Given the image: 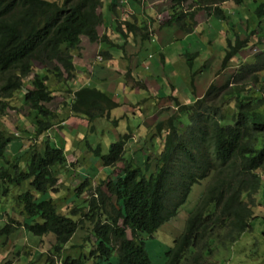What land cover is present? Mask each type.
I'll list each match as a JSON object with an SVG mask.
<instances>
[{
    "label": "trees",
    "instance_id": "1",
    "mask_svg": "<svg viewBox=\"0 0 264 264\" xmlns=\"http://www.w3.org/2000/svg\"><path fill=\"white\" fill-rule=\"evenodd\" d=\"M172 1V8L183 4L189 8L194 0ZM97 4L98 0H64L63 5L49 0H0V99L8 100L19 92L34 141L25 146L16 138L29 133L18 129L15 136L5 128L0 130V200H14L16 207L9 210L17 212L21 221L12 217L10 221L21 225L27 236L40 239L52 235V250L57 254L72 238L95 246L87 254L66 258V264L107 261L114 244L116 264H151L145 239L177 216L193 186L207 181L188 211L180 235L165 252L164 264H216L217 251L252 232V222L257 219L253 207L262 184L258 171L264 169V100L261 96L242 95L240 85L258 81L257 72L264 69V59L251 63V69V65L244 67L229 85H210L202 98L179 105L173 116L157 125L163 142L154 164L145 162L140 167L125 161L122 173L105 184L106 190L98 186L84 209L75 207L65 215L62 210L66 197L58 206L49 196L50 191L57 192L62 171L69 176L72 172L66 170L70 163L62 140H54L49 133L57 113L50 107L55 97L46 83L48 76L57 82L73 78L72 54L78 50L81 36L91 42L98 38L96 28L102 20L94 13ZM165 7L162 3L159 11ZM255 14L258 18L264 15V4ZM175 18L173 21L180 23L183 16ZM126 26L133 32L137 29L129 23ZM182 30L188 31L185 27ZM263 42L255 46L264 47ZM246 44L248 41L239 39L234 45L227 43L221 68ZM34 63H42L44 71H35ZM73 96L70 112L86 119L89 125L109 119L118 108L109 93L93 87L83 86ZM0 109L7 111V103H2ZM127 139L128 135H121L105 155L99 147L94 152L104 166L113 167L124 161ZM23 148L27 151L20 156ZM87 185L84 181L82 187ZM4 213L7 215L8 209L1 206L0 222ZM14 227L4 224L0 237L5 239ZM8 258L5 264L17 260L18 254Z\"/></svg>",
    "mask_w": 264,
    "mask_h": 264
},
{
    "label": "rangeland",
    "instance_id": "2",
    "mask_svg": "<svg viewBox=\"0 0 264 264\" xmlns=\"http://www.w3.org/2000/svg\"><path fill=\"white\" fill-rule=\"evenodd\" d=\"M49 1H57L58 5H63L64 3V0ZM98 1L102 4L105 3V0ZM243 1L244 4L241 7L237 6L234 2L228 1V9L226 8L225 10L227 12V20L220 21L212 18L210 25L207 19L205 20L207 11L202 7L198 8L196 5L197 21L200 28L197 30V38H194V36L188 38L184 33L176 35L175 32H171L169 36L161 35L158 26L160 20L157 18L158 12L155 8V5H159V1L144 0V12L147 16L154 18L155 21L157 20L158 25L157 23L155 25L151 23L148 27L146 24L132 21L131 23H135L137 26L139 24V32L141 31L146 34L145 41L139 36L129 35L130 33L127 28H125V32H122L124 30L122 28L121 32L126 35L125 42L128 45L125 48V53L122 48H118L114 55L115 57H121L124 54L130 60L129 77H125L126 69H123L116 75V68H121L120 65H117V62H113L115 60L105 61L100 52L106 44L105 41H102L106 26L108 28L110 22L115 17H109L106 20L103 17L101 18L106 26L104 22L98 25L96 28L98 38L94 42H91L86 36H81L80 47L73 52V59L77 67L85 68V73L76 71L72 81L64 80L62 82H57L55 78L48 76V82L46 83L49 92H52L55 96L54 102L50 107L57 113V118L54 120L55 126L49 133L53 134L54 140L57 138L62 140L64 154L68 163H70V170L75 175L69 176L62 171L58 176L59 186L57 196L60 199L59 203L63 197L69 198L72 190L79 186L82 179L77 175L80 171L84 174H86L87 170L95 173L89 174L94 179L91 181L90 186L78 192L79 198H74L76 194L74 191L69 200L75 204H80L84 199L90 197L98 186L106 190L101 182L105 178L100 171L101 160L96 159L95 155H93L94 158H89V155L97 151V147H99L102 155H105L108 152L109 146L117 142L121 135H128L130 142L124 147L123 157L125 160L110 167L108 173L117 175L123 168L122 163H125L128 159H132L133 166L143 167L145 162L154 164L158 153L162 149V141L159 137L160 133L157 130L159 123L173 116L179 105H188L191 104L193 99L202 98L210 85L214 84L218 88L224 87L227 82L231 81L232 76L238 69H242L247 63H256L258 58L264 59V56H261L264 55V47H261V50L259 46H255L259 41H264V35L258 34L261 31L255 25V20L258 21L255 10L260 6V3L256 2V0ZM180 7L184 8L185 12H188L185 5H180ZM229 11L231 15L228 14ZM167 17L168 14H162L160 19L162 22H165ZM124 19L125 17H122L121 21ZM116 20L120 21L119 16L116 17ZM203 23L208 24V28L210 29L203 25ZM172 24L177 25L175 22H172ZM215 25L217 29L214 27ZM202 28H207V30ZM236 37L237 39L239 37L240 40L255 38L256 42L253 44L248 43L229 62L228 67L222 69L223 49H227L228 41L233 44ZM174 38L179 39L174 40ZM113 39L118 42L122 41L119 35H114ZM163 41L165 44L161 43ZM220 44L222 48L219 47ZM162 51H164L163 54ZM191 53L195 54L196 58H190L188 55L185 56V54ZM214 53L215 57H218L217 59L213 56ZM157 57L163 62L165 61L163 63L164 70L172 69V72L168 70L164 73L163 71L164 77L169 76L166 82H162L163 77L161 75V80L158 78V75L161 73V67L156 70L149 67L150 72H147L146 68L139 67L144 58L149 60L146 63V66H149ZM134 58L136 64L131 67ZM189 63L192 64L191 67H189ZM155 65L157 66V64ZM199 67L202 69L196 74L197 77L195 78L193 73ZM252 67L251 65L249 68L251 69ZM33 69L35 71H44V65L42 63H34ZM104 71H107L109 74H105ZM99 74H102L101 77L104 80L117 82L115 89L113 90L114 87H111L109 93L113 92L111 96L118 104V108L110 113L109 119H99L84 128L88 123L87 120L72 114L68 107H63L64 102L70 100L77 89L87 86L89 78L98 77ZM257 75L259 77H261L260 75L264 76V69H262V72L258 71ZM134 76L137 82L133 78ZM250 86L253 87L252 81L250 83L246 81L240 85L243 95L254 93V90H251ZM137 87L144 89V91L138 90ZM257 93L264 100V85ZM20 96L19 92H16L8 100H0V108L1 103H7L9 108L5 112V115L0 116V123L8 132L15 136L20 131L26 133L32 131V125L25 117L26 110L22 108L21 100L23 98L21 97L20 99ZM141 99L147 100L139 103ZM151 100L154 101L149 103ZM262 108L264 109V105ZM229 109L232 111V108ZM177 116L184 117L183 115ZM20 136L22 135L20 134ZM22 142L27 146L34 144L31 134L25 136ZM25 151H27V148L18 154L21 156ZM150 171H152V168H150ZM258 174L261 177L262 184L254 198L253 213L258 218L252 222V232L243 234L236 244L224 249L220 248L215 256L216 264H264V169L259 170ZM107 180L105 179V182ZM206 183L207 181H203L193 186L191 194L186 204L180 209L176 221L161 227L154 238H147L145 247L151 264H164L166 262L165 251L172 245L173 240L180 235L184 219L190 208L196 204L197 198L203 193ZM55 196V193H51L52 198L56 199ZM1 206L8 209V214H3L6 216L2 218L0 227L6 223L14 224L15 227L9 236L5 238L6 240L0 237V264H5L7 257L10 258L11 255L16 254H18V258L11 264H60L59 258L52 254V246L54 244V237L52 235H45L40 239L27 236L21 225H16V222L10 221V217L16 221H21L17 212L9 210L16 207L14 200L12 198L7 200L1 199ZM73 208L67 204L64 205L63 214H68ZM81 232L86 234L84 229ZM89 247L90 244L87 240L81 242L77 238H72L65 247L63 256H77L78 252H81V250L84 252L83 249H89ZM101 264H116L115 256L113 255L109 262Z\"/></svg>",
    "mask_w": 264,
    "mask_h": 264
},
{
    "label": "clouds",
    "instance_id": "3",
    "mask_svg": "<svg viewBox=\"0 0 264 264\" xmlns=\"http://www.w3.org/2000/svg\"><path fill=\"white\" fill-rule=\"evenodd\" d=\"M126 1V0H125ZM227 0H221V1H219V3H221V2H226ZM228 1H231V2H234L237 6H239V7H241V5H243L244 4V1L242 2V3H237L235 0H228ZM263 1V2H262ZM191 2H192V0H191ZM256 2H259L260 3V5L261 4H264V0H256ZM162 3H166V7H165V10H163L162 12H159L158 13V15L157 16H159L158 18L160 19V16L162 15V14H168V17H167V19H166V21L165 22H169L170 24H172V22H175V21H173V19H174V16H176V18H175V20L177 19V18H180V17H182L183 16V18L181 19V22L179 23V22H175L176 24H178L179 23V25H182L183 24V22H185L186 24L185 25H182V26H179L180 27V33H184V34H186L187 36H188V38L189 37H191V36H194L195 37V34H196V32L194 33V29L196 28V26H197V30H198V28H200L199 27V22L196 20V16H197V7L198 8H200V7H202L203 9H205L206 11H207V15H206V18H205V20L207 19V16H209V15H215L216 17H218L219 19H220V21H225V18H224V12H223V10L221 9V11L222 12H220V13H218V12H216V10L217 9H220V5L221 4H219V3H205V2H203V1H201V3H199V1H198V3H197V0H194L192 3H191V7H189V8H186L187 9V11L188 12H185L184 11V8H181L180 6H176L175 8H172V5H173V1L172 0H160L159 1V6L162 4ZM216 4H218V5H216ZM184 5V4H183ZM196 5H197V7H196ZM101 7H102V3H99V4H97V6L95 7V9H94V13H95V16L96 17H98V18H102V13H101V11H100V9H101ZM211 8H213V9H211ZM222 13H223V15H222ZM226 19H227V17H226ZM211 20H212V18L210 19V20H207L208 21V24L210 25L211 24ZM256 21V24L255 25H257V27H258V29L261 31V32H258V34H262V33H264V15L261 17V18H258V21L257 20H255ZM101 22H104L103 20L101 21ZM118 23V26H119V32H120V35H124L125 37H126V35L125 34H123L122 32H121V30H122V24H120L119 22H117ZM126 23H129V24H131V25H134L137 29H136V31L135 32H133V31H131V30H129V28L126 26ZM104 24H105V22H104ZM125 25V28H127V30H128V32L130 33V34H136L137 32H139L138 31V27L136 26V24L135 23H130V22H125L124 23ZM208 24H205V23H203V25H205L207 28H208ZM105 26H106V24H105ZM177 26V25H176ZM182 27H185V29H188V31L186 32V31H184V30H182ZM212 27H213V25H212ZM252 27H253V25H252ZM106 28H107V26H106ZM124 28V29H125ZM207 28H202V29H204V30H207ZM208 29H210V28H208ZM141 32V31H140ZM189 33H194V34H189ZM213 34V33H212ZM106 35H107V33L105 34H103V36L104 37H106ZM142 35V36H141ZM141 35L139 36V37H141V39L142 40H144L145 41V39H146V34L145 33H143V32H141ZM127 38V37H126ZM177 39H179V38H177ZM238 39H239V37H238ZM237 39V37L234 39V41H233V44L229 41L228 43H231L232 45H234V43H235V40H238ZM240 40V39H239ZM102 41H105V43H109L110 44V50H107V49H105L104 48V46L102 47V49H101V51H102V56L104 57V60L105 61H108V60H115V61H113V62H117L118 61V59H117V57H115L114 55L116 54V51H117V49L118 48H122V50L124 51V53H125V47L128 45L125 41L123 42V44L122 45H119V44H116V40H114V44H112L111 42H112V40H110L109 38H104ZM241 42H243V41H248V43H251V39L249 38V39H247V40H243V39H241L240 40ZM252 44V43H251ZM248 44H246V46H247ZM79 47H80V45H79ZM245 48V47H244ZM243 48V49H244ZM79 49V48H78ZM100 51V52H101ZM103 51H106L107 53H104ZM225 52V49H223V53ZM184 53H186V52H184ZM240 53V52H239ZM238 53V54H239ZM237 54V55H238ZM73 55V54H72ZM189 56L190 58H196L195 57V54H185V56ZM164 56V55H163ZM224 56H225V53H224ZM224 56H223V58H224ZM127 58V57H126ZM165 58V57H164ZM128 59V58H127ZM232 59H234V58H232ZM231 59V60H232ZM155 61L154 62H151L150 63V65L149 66H146V63L147 62H149V60L147 59V58H144L143 59V62H142V64H140L139 65V67L140 68H146L148 71L147 72H150V68L149 67H151V69H153V70H156L158 67L155 65V64H159L160 65V67H161V69H160V71H161V73L158 75V78L161 80V77H160V75L163 77V80H162V82H166V81H168V77L169 76H163V71H164V73L166 72V71H168V70H164V67H163V63L165 62H163L161 59H158V57L157 58H155L154 59ZM230 60V61H231ZM230 61H228V63H227V65H226V67L225 68H223V69H226L227 67H228V64H229V62ZM161 62V63H160ZM136 64V62H135V58H134V61L131 63V67H133L134 65ZM73 65H74V67H75V71H74V73L76 72V71H79V73H85V68L84 67H77L75 64H74V59H73ZM189 65V67H191V63H189L188 64ZM249 65H253V64H248L247 63V65L246 66H244V67H247V66H249ZM129 66H130V62L128 63V65L127 66H125V65H123V68L121 67V68H116V75L119 73V72H121L123 69H126L125 70V77H129V75H128V69H129ZM154 66V67H153ZM242 66V65H241ZM155 67H157L156 69H155ZM244 67H242V69H238V71L232 76V78H231V81L230 82H227L226 83V85H229L230 83H232V79H233V77L237 74V73H240L243 69H244ZM262 67H263V65H262ZM200 69H202L201 67H199L198 69H197V71L196 72H194L193 73V76H195V78L197 77V73L200 71ZM172 72V71H171ZM260 72H262L261 70H260ZM107 74H109L108 72H107ZM258 77H259V75H257ZM261 76V75H260ZM73 77H74V74H73ZM134 79H135V81L137 82V80H136V78H135V76L133 77ZM194 79V78H193ZM193 79H192V81H193ZM73 80V78L70 80V81H72ZM191 81V82H192ZM190 82V83H191ZM116 81H112V80H104L102 77H100V76H98V77H94V78H89V83L87 84V86H89V87H93V88H96V89H98V90H102V91H105V92H107V93H109V89L111 88V87H114L113 88V90L115 89V86H116ZM252 84H253V87H251L250 86V88H251V90H254V93H251V94H245V95H250L251 97H260V95H258V91H260V89H261V87H263V86H260L259 85V83H258V81H252ZM105 85V86H104ZM214 85V84H213ZM83 87V86H82ZM137 89L138 90H140V91H144V89H142V88H140V87H137ZM78 90V89H77ZM110 94V93H109ZM111 95V94H110ZM242 95H243V93H242ZM54 96V95H53ZM153 96H155V95H153ZM13 97V96H12ZM55 97V96H54ZM1 100V99H0ZM72 100H73V97L70 99V100H66L65 102H64V106H65V108H67L68 107V109H69V106H70V103L72 102ZM147 99H141L140 100V102L139 103H141V102H145ZM196 99H193L192 101H191V103H193L194 101H195ZM152 101H154V100H151V101H149V103H151ZM1 105H2V103H1ZM63 106V107H64ZM153 108V107H152ZM1 110V109H0ZM5 112H6V110L4 111V112H2V110L0 111V116H3V115H5ZM62 125V124H61ZM54 126H55V124H54ZM86 127H88V123H87V125L85 126V128ZM4 127H3V125L0 123V130L1 129H3ZM33 132V127H32V131L29 133V134H31ZM25 133V132H24ZM26 135H27V133H25ZM28 134V135H29ZM22 135V134H21ZM16 136H18V134H16ZM25 137V135H22V136H20V137H17L16 139H17V141H19L20 143H23L22 142V139ZM128 142H130L129 141V139H127L126 140V143H125V145L126 144H128ZM163 142V141H162ZM25 145V144H24ZM26 146V145H25ZM23 149H25V148H23ZM124 150H125V148H124ZM93 151V150H92ZM93 155H95V157H96V159H100L101 160V162H102V159L100 158V157H98L95 153L94 154H91V155H89V158H94V156ZM66 156V155H65ZM125 160V159H124ZM129 161H131L132 162V159H128V162ZM67 162H68V160H67ZM69 164V163H68ZM116 164H118V163H116ZM115 164V165H116ZM70 164H69V166H67V169L66 170H70ZM110 169V167H107V166H104L103 165V163H102V165L100 166V171H101V173L105 176V178L103 179V180H101V182L103 183V185L105 186V184L106 183H108V181H113V180H115L116 178H117V176H118V174L119 173H122V170H121V172H119V173H117V175L116 174H114V173H108V170ZM71 172H72V170H71ZM73 175H74V173H72ZM89 174H95V173H91L89 170H87L86 171V174H84V173H82L81 171L80 172H78V177L79 178H81L82 179V181L80 182V184H79V186L78 187H76L74 190H72V193H71V195H70V197L72 196V194H73V192L75 191V195H74V198L76 199V198H79V194H78V192H81L82 190H84L87 186H90V184H91V181L94 179V177L93 176H91V175H89ZM75 176V175H74ZM105 179H108L107 180V182H105ZM84 181H88V185L85 187V186H83L82 187V184L84 183ZM58 182H57V192L55 193V197H56V199H54V198H52L51 197V193H54L53 191H50V193H49V196H50V198L53 200V201H56V203L58 204V206H59V197L57 196V194H58ZM85 187V188H84ZM105 189H106V186H105ZM94 191H95V189H94ZM93 191V193H95ZM91 194L90 195V197H87L86 199H84L83 200V202H81L80 204H75L74 202H72L71 200H69V198H66V200L64 201V204L66 205H68V206H70V207H80V208H83V207H85V202H88L89 201V199L91 200V198L92 197H94L95 196V194ZM41 198L45 201V196H44V194H42L41 195ZM68 202H71V203H69L68 204ZM84 209V208H83ZM71 212V210L69 211V213ZM68 213V214H69ZM179 214V213H178ZM178 214H177V216L173 219V220H171V221H169V222H167V223H165L164 225H167V224H172L174 221H176V219H177V217H178ZM188 214V213H187ZM256 216V215H255ZM78 217V216H77ZM76 217V218H77ZM187 215H186V217H185V219H184V222H183V226L185 225V221H186V219H187ZM73 218H75V217H73ZM75 218V219H76ZM258 218V217H257ZM163 225V226H164ZM162 226V227H163ZM183 228V227H182ZM160 229V228H159ZM159 229L157 230V232L159 231ZM182 230V229H181ZM181 230H180V232H181ZM126 234H127V236H128V238H130V232H129V229H126ZM157 232L156 233H154L153 234V236L151 237V238H148V239H152V238H154V236L157 234ZM251 233V232H250ZM147 241V238L145 239V242ZM69 243H67L64 247H63V249H62V251L60 250L59 251V253L57 254V252H56V250H52V254L54 255V256H56V257H58L59 258V260H60V264H66L65 262H64V260L66 259V258H68V257H70L71 259H74L76 256H68V255H66V256H63V253H64V250H65V247L68 245ZM170 247V246H169ZM95 248V246L94 245H91L90 247H89V249H83L84 250V252H82V250H81V252H78V254L80 255L81 253H85V254H87V252L89 251V250H93ZM55 251V252H54ZM146 251H147V249H146ZM166 252V251H165ZM148 253V252H147ZM115 256V259H117V245L116 244H114V246H113V250H112V252H111V255H110V259L109 260H107V261H100V260H96L95 261V264H101V263H105V262H109L110 260H111V258H112V256ZM148 256H149V254H148ZM150 258V257H149ZM249 259H251V258H249ZM248 259V260H249ZM150 262H151V260H150Z\"/></svg>",
    "mask_w": 264,
    "mask_h": 264
},
{
    "label": "crops",
    "instance_id": "4",
    "mask_svg": "<svg viewBox=\"0 0 264 264\" xmlns=\"http://www.w3.org/2000/svg\"><path fill=\"white\" fill-rule=\"evenodd\" d=\"M202 1L205 2V3H219V1H221V0H202ZM149 3H151V2H149ZM227 3H228V0L226 2L219 3L222 6L220 7V9L216 10V12H218V13L222 12L221 9L223 10L225 20H227L226 19L227 12L225 11L226 8H227ZM216 5H218V4H216ZM159 7H160L159 5H155V8H156L158 13L160 12L159 11ZM100 11L102 13V17L105 20L108 19L109 17H115V19L110 22L109 27L106 28L105 34L107 33V35L109 36V39L112 40V41L115 40V39H113L114 35H119L121 37L122 41H120V42H118L117 40L115 41L116 44H119V45L123 44V42L125 41L126 37L124 35H120V32L117 29V27H119L117 22L122 24L123 28H125V26H124L125 22H130L131 23L132 21H135V23L137 22V23H141V24H146V25H148V27L150 26L151 23H153V25H155V23H157L156 22L157 20L155 21L154 18L147 16L146 13L144 12V0H126V1L125 0H105V3L102 4V7H101ZM228 14L231 15L230 11L228 12ZM222 15H223V13H222ZM118 16L120 18V21L116 20V17H118ZM122 17H125V19L123 21H121ZM158 17L159 16H157V18ZM211 18H214L215 20H220L214 14L207 16V20H210ZM159 20H160V23H159V25L157 23V25L160 28V34L161 35L164 34L165 36L166 35L169 36L171 32H175L176 35H179V33H180L179 25L176 26V25L170 24L169 22H162L161 19H159ZM196 20H197V16H196ZM249 20H251V19H249ZM114 25H116V26H115V31L113 32ZM138 26H139V24H138ZM214 27L217 29L216 25ZM194 30H195L194 33L196 32V34H197V26H196V28ZM122 32H125V29L122 30ZM194 33H189V34H194ZM196 34H195L194 38H197ZM129 35H134V36L138 37V36L141 35V33L137 32L136 34H129ZM212 35H214V34H212ZM259 35L263 36L264 33L259 34ZM183 38H186V37H183ZM175 39H177V38H174V40ZM170 41H172V40H170ZM254 42H256L255 38H252L251 39V43L253 44ZM161 43L163 44L164 41L161 42ZM219 47H221V44L219 45ZM104 48L107 49V50H110V44L106 43ZM203 50H204V48H203ZM163 52L164 51H162V54H163ZM213 56L215 57V53L213 54ZM215 58L217 59L218 57H215ZM117 59H118L117 65L119 64L120 67H122V68H123V65L127 66L128 63L130 62V60L127 59L124 56V54L121 57H117ZM157 67L160 68V65L157 64ZM157 67H155V69ZM168 70L172 71V69H168ZM104 72H105V74H107V71H104ZM98 76L101 77L102 74H99ZM258 83H259L260 86L264 85V76L263 75H261V77H259ZM112 93L113 92H110L111 95H112ZM85 126H84V128H85Z\"/></svg>",
    "mask_w": 264,
    "mask_h": 264
},
{
    "label": "bare ground",
    "instance_id": "5",
    "mask_svg": "<svg viewBox=\"0 0 264 264\" xmlns=\"http://www.w3.org/2000/svg\"><path fill=\"white\" fill-rule=\"evenodd\" d=\"M67 87V86H66ZM74 97V96H73Z\"/></svg>",
    "mask_w": 264,
    "mask_h": 264
}]
</instances>
